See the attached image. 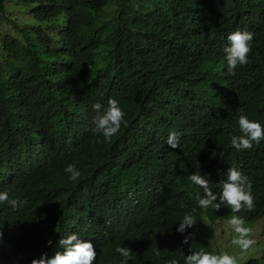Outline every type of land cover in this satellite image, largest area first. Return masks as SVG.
I'll return each mask as SVG.
<instances>
[{
	"label": "trees",
	"instance_id": "1",
	"mask_svg": "<svg viewBox=\"0 0 264 264\" xmlns=\"http://www.w3.org/2000/svg\"><path fill=\"white\" fill-rule=\"evenodd\" d=\"M18 7L23 21L7 14ZM6 19L14 33L0 31V192L25 203L0 204V264H28L43 248L37 232L51 234L69 212L100 230L165 205V231L134 221L140 248L130 264L220 255L206 239L214 225L233 215L264 218V141L231 145L241 135L238 112L264 125V111L249 112L264 98V0H0V30ZM234 31L253 40L248 64L231 75L223 49ZM109 99L126 121L111 143L92 132V105L103 112ZM173 131L174 149L166 144ZM69 164L81 173L77 181L65 172ZM228 167L249 177L254 210L198 206L203 189L189 176L201 174L219 194ZM186 213L197 222L177 232ZM94 240L97 264L121 261L112 237ZM242 264H264V253Z\"/></svg>",
	"mask_w": 264,
	"mask_h": 264
},
{
	"label": "clouds",
	"instance_id": "2",
	"mask_svg": "<svg viewBox=\"0 0 264 264\" xmlns=\"http://www.w3.org/2000/svg\"><path fill=\"white\" fill-rule=\"evenodd\" d=\"M252 40L253 34L248 31H234L227 36L228 44L223 51L229 74L235 75L238 66L248 64ZM102 107L99 102L92 105L96 112L92 132L102 135L105 142L111 143L112 138L120 132L122 123H126L125 112L115 99L107 101V108L103 112H101ZM250 109L254 116L257 111H264V98L253 100L249 112ZM249 116L248 113L238 112L234 117V126L241 133L239 136L231 137V145L237 150L250 149L253 142L258 144L264 141L263 123L256 119L249 120ZM166 144L173 149L179 147L180 133L170 132ZM65 172L70 174L71 181H77L81 176L75 164L67 165ZM225 172H227V179L221 183L219 194L211 191L209 180L201 174L193 173L189 176L195 185L203 189V196L198 194V206L201 209L210 208L218 211L222 205H227L233 213L254 210V197L249 177L236 167H228ZM24 203L23 200L10 198L7 191L0 192V204L10 205L15 210L22 207ZM69 214L67 220L54 222L51 234H47L48 229L37 232V238L43 243V248L39 252L41 255L38 256V254V257L31 259L28 264H97V247L94 237L98 234L112 237V250L122 257L121 261L113 259L112 264H127V262L130 264L135 252L140 248L135 239L141 230L135 227L134 221L139 220L144 223V226L152 227L154 231H165L167 223L170 222L165 205L158 201L145 214L142 209L137 213H131L132 219L117 217L111 221L102 222L100 230L96 229V225H92L91 220L84 213L69 212ZM196 222L192 214L186 213L176 230L183 233ZM228 224L237 234L232 243L238 245L242 251L251 248L255 240L250 238L252 230L244 226V219L233 215L228 220ZM2 235L0 232V238ZM48 246L49 249L46 251ZM155 254L160 255L159 249L155 251ZM169 264H178V261L173 259L169 261ZM185 264H237V259L227 253L213 255L204 251H195L185 257Z\"/></svg>",
	"mask_w": 264,
	"mask_h": 264
},
{
	"label": "rangeland",
	"instance_id": "3",
	"mask_svg": "<svg viewBox=\"0 0 264 264\" xmlns=\"http://www.w3.org/2000/svg\"><path fill=\"white\" fill-rule=\"evenodd\" d=\"M23 13L24 8L20 7H18V10L15 9L12 13L10 10L7 12V14L11 17V20H15L16 15H18L21 21L24 20ZM25 19H29L28 14L25 16ZM1 27L2 29L0 31L3 33L2 37L7 33H14L13 24H11L10 21H7V19L2 22ZM244 226L252 230L250 238L255 240V243L247 251H242L238 245H234L232 243L233 238H235L237 234L229 226L228 220H221L219 223L214 225L212 230L213 232L206 234V239L220 254L227 253L230 256L236 257L237 264H242L250 259L260 260L264 253V218L253 223H244Z\"/></svg>",
	"mask_w": 264,
	"mask_h": 264
}]
</instances>
